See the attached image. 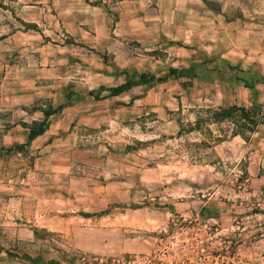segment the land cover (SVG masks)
I'll return each mask as SVG.
<instances>
[{
	"label": "crops",
	"instance_id": "crops-1",
	"mask_svg": "<svg viewBox=\"0 0 264 264\" xmlns=\"http://www.w3.org/2000/svg\"><path fill=\"white\" fill-rule=\"evenodd\" d=\"M18 2L23 5L22 22L29 27L11 23L15 30L3 36V53L8 57L6 65L0 67L2 74L5 71L0 77V169L4 176L12 165V147L24 148L16 151L19 157L40 150L38 167L45 169L47 163L53 167L58 158L70 155L69 150L57 151L54 144L68 131L84 133L87 126L96 128L102 114L87 116L79 109L92 103L109 106L108 113H135L139 125L134 133L143 141L149 134L143 131V115L151 100L147 92L144 96L140 92L149 87L171 91V85H176L188 97L180 99L178 109L190 115L180 122L171 112L175 107L168 94L156 100L158 106L150 110L157 113L156 126L150 132V173L158 175L162 168L170 170L182 164L188 170L193 165L199 170L220 171L227 179L231 174L224 170L240 168L243 177L236 182L262 188L264 197V1L221 0L211 9L219 12L214 19L208 18L207 0ZM7 27L11 28L10 24ZM172 70L178 73L172 75ZM142 76L155 81L111 95L113 89ZM70 91L74 92L71 106L52 115L46 132L27 145V126L45 119L46 104L37 103L60 105ZM36 104L40 109L33 110ZM233 107L249 111L261 123L240 134L233 122L212 116ZM88 138L83 136V143L77 140L78 146L70 139L63 145L74 144L76 153L92 154ZM89 167L91 164L80 168L84 173L79 174V188L94 185L87 175L94 168ZM55 170L57 166L52 168ZM9 185V177H0V198L7 196ZM39 187L47 185L42 182ZM102 201L109 203L111 199L104 196Z\"/></svg>",
	"mask_w": 264,
	"mask_h": 264
},
{
	"label": "rangeland",
	"instance_id": "rangeland-1",
	"mask_svg": "<svg viewBox=\"0 0 264 264\" xmlns=\"http://www.w3.org/2000/svg\"><path fill=\"white\" fill-rule=\"evenodd\" d=\"M220 1L207 0L208 18L219 13L211 9ZM22 7L18 0H0V27H5L0 29V67L8 60L2 42L5 34L15 30L11 23L29 27L22 22ZM4 73L0 68L1 78ZM171 86V91L149 87L140 92L143 96L147 92L151 100L143 115V131L149 133L143 141L134 133L139 125L135 113H108L109 106L92 103L79 109L87 116L103 115L94 124L96 128L87 126V132L68 131L64 138L58 136L59 143L51 145L57 151L69 150L70 155H61L53 167L46 161V169L38 167V149L20 157L16 151L23 152V147L9 149L14 151L12 165L5 176L0 169V177H9L10 182L7 196L0 198V264H264L262 188L238 184L236 179L243 177V170H224L231 174L227 179L220 171L199 170L193 165L188 170L182 164L162 168L158 175L150 173V132L157 115L150 110L158 106L156 100L168 94L175 107L171 112L180 122L190 115L178 109L180 99L188 97L176 85ZM73 93L68 92L60 105L37 103L46 104L41 122H46V129L52 115L71 106ZM37 104L33 110L40 109ZM124 120L126 128L121 126ZM41 123L26 126L31 130ZM86 135L92 154L76 153L74 144L63 145L69 139L83 143L86 140L81 138ZM31 142L28 137L27 145ZM87 164L94 168L87 175L95 182L92 187L79 188L77 180L84 173L80 168ZM42 182L47 187L40 189ZM104 196L111 202L102 201Z\"/></svg>",
	"mask_w": 264,
	"mask_h": 264
},
{
	"label": "trees",
	"instance_id": "trees-1",
	"mask_svg": "<svg viewBox=\"0 0 264 264\" xmlns=\"http://www.w3.org/2000/svg\"><path fill=\"white\" fill-rule=\"evenodd\" d=\"M178 72L172 70L171 74L176 75ZM155 81V78H147L146 76H142L139 81L130 80L126 84L120 86L119 88L113 89L111 91V95L117 96L126 91H129L134 86L142 84H147ZM247 87H252L251 83L246 82ZM49 113H46V116L49 117ZM213 118L218 121L228 120L235 124L240 134H244L245 131H253L261 122L256 120L255 117L251 115V113L243 108H225L213 113ZM46 122L41 124H35L31 127L29 134V142L33 141L37 136L43 134L46 130Z\"/></svg>",
	"mask_w": 264,
	"mask_h": 264
}]
</instances>
